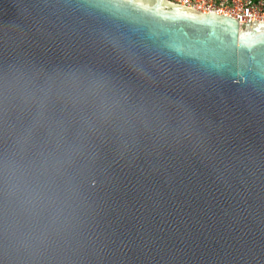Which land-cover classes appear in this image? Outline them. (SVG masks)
<instances>
[{
	"label": "water",
	"instance_id": "1",
	"mask_svg": "<svg viewBox=\"0 0 264 264\" xmlns=\"http://www.w3.org/2000/svg\"><path fill=\"white\" fill-rule=\"evenodd\" d=\"M0 264H264V22L0 0Z\"/></svg>",
	"mask_w": 264,
	"mask_h": 264
},
{
	"label": "built area",
	"instance_id": "2",
	"mask_svg": "<svg viewBox=\"0 0 264 264\" xmlns=\"http://www.w3.org/2000/svg\"><path fill=\"white\" fill-rule=\"evenodd\" d=\"M200 11H216L236 17L244 27L249 19L264 22V0H169Z\"/></svg>",
	"mask_w": 264,
	"mask_h": 264
},
{
	"label": "snow or ice",
	"instance_id": "3",
	"mask_svg": "<svg viewBox=\"0 0 264 264\" xmlns=\"http://www.w3.org/2000/svg\"><path fill=\"white\" fill-rule=\"evenodd\" d=\"M77 104L79 103H83V104H87L90 105L93 109V116L96 117L99 120H107L110 113L107 112L106 107L103 105L102 102H95V101H89L87 98H83L81 101H77ZM3 104L5 105V107L8 106L9 101L7 98L4 99ZM47 111H48V107H47V101L44 100L41 102V107H40V111L37 114V117L34 118V123L32 125L29 126L28 128V134L31 135L32 133V129L42 120H44L46 118L47 115Z\"/></svg>",
	"mask_w": 264,
	"mask_h": 264
}]
</instances>
